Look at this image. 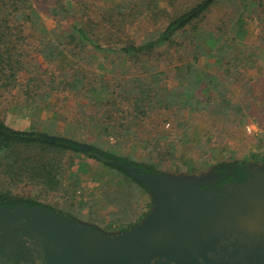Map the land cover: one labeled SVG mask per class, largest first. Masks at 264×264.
Masks as SVG:
<instances>
[{"label":"trees","instance_id":"obj_1","mask_svg":"<svg viewBox=\"0 0 264 264\" xmlns=\"http://www.w3.org/2000/svg\"><path fill=\"white\" fill-rule=\"evenodd\" d=\"M157 1L55 0L45 13L55 22L49 29L31 0H0V107L29 109L63 95L75 101L74 124L83 131L78 138L44 129L19 130L0 116V204L4 208L42 207L72 219L58 202H42L67 192L69 153L83 154L151 194L116 163L160 174L165 163L175 158L178 146L194 144L189 133L204 122L202 141L195 144L202 147L200 143L208 139L204 141L215 153L238 137L254 117L257 87L241 70L240 57L250 48L244 42L248 31L237 16H257L264 31V0H200L173 12L160 9ZM218 3L228 5L232 17L220 24L206 23ZM144 14L161 18L162 23L152 36L138 42L129 28ZM258 51L264 56V37ZM66 57L70 65L62 68L57 62ZM202 58L213 60V72L199 64ZM158 116L166 118L164 123H170L172 116L180 132L140 128L141 122ZM133 145L140 147L138 156L123 152L122 148ZM251 156L249 161L234 163L231 171L237 183L251 176L247 167L254 168L252 161L258 158ZM258 163L264 166V154ZM80 204L84 209L82 199Z\"/></svg>","mask_w":264,"mask_h":264},{"label":"water","instance_id":"obj_2","mask_svg":"<svg viewBox=\"0 0 264 264\" xmlns=\"http://www.w3.org/2000/svg\"><path fill=\"white\" fill-rule=\"evenodd\" d=\"M153 194L152 213L134 228L105 235L90 225L42 207L0 204V227H13L58 264H262L264 167L249 168L244 182L202 189L199 179L152 174L116 163ZM227 254L223 255L224 249ZM240 250L245 251L242 257ZM49 256V254H47ZM164 260V262H162Z\"/></svg>","mask_w":264,"mask_h":264},{"label":"rangeland","instance_id":"obj_3","mask_svg":"<svg viewBox=\"0 0 264 264\" xmlns=\"http://www.w3.org/2000/svg\"><path fill=\"white\" fill-rule=\"evenodd\" d=\"M55 0H31L34 7L41 16V23L45 27L52 29L55 22L45 16L46 9L54 4ZM98 2L100 0H68ZM200 0H158L157 4L160 9L173 12L184 7L192 6ZM228 5L218 3L214 6L206 18V23L220 24L226 18L232 17V12L228 13ZM255 15L240 14L239 20H243L248 35L244 40L249 44V49L241 53V60L249 67L245 72L246 78L252 79L255 90L254 107L256 112L254 117L249 118L242 127V132L238 137L230 139L228 143L213 150L207 145L208 139L203 140L202 147L195 143L202 141L203 129L206 123L194 129L189 134L194 144L188 148L178 146L175 151V158L165 163L162 173L171 177L203 179L208 173L215 171L219 167L228 168L234 166L235 162L249 161L251 155L257 154L255 161H252L255 167H264L258 163L264 154V56H260L258 51V42L264 37V31ZM162 19H152L149 14L138 17L129 28L131 35L138 42L144 41L155 33V30ZM157 22V23H156ZM262 35L263 37H260ZM250 61V62H249ZM35 64L41 69L45 68L41 60L34 59ZM242 62V63H243ZM248 62V64H246ZM250 63V64H249ZM57 64L64 68L70 65L68 57L61 59ZM209 71H214L213 60L202 58L199 63ZM246 69V68H245ZM24 77L26 74L22 73ZM23 80V77L20 78ZM239 94V93H238ZM78 109L75 101L65 98L63 95L53 96L45 103L39 106L21 110L10 106L0 107V116L5 122L19 130L34 128L36 130H46L50 134L57 136L71 135L80 138L81 127L74 124V118ZM164 116L153 117L148 122L140 123L141 127H153L156 131L165 130L166 133L180 132L174 126V118L170 117V123H164ZM251 124L255 127V132L247 133L245 126ZM85 138H89L88 133L84 130ZM214 137V136H213ZM209 138L213 141L214 138ZM140 148V147H139ZM137 145L122 148L123 152L133 153L138 156L140 151ZM231 152L233 153L231 155ZM125 182L119 176H114L105 167L94 161L84 159L83 154L69 153L65 157V180L64 188L66 193L54 194L46 197L44 203H56L64 207V213L73 216V220L97 228L105 235H116L122 233L120 228L127 227L130 224L138 225L147 218L155 205L153 194L145 192L136 186L132 181ZM129 184V185H128ZM83 200L84 209H81L80 202ZM150 213V214H149ZM143 216V217H142ZM142 217V218H141ZM141 218V219H140ZM140 220L139 222L137 220ZM128 231V230H126ZM124 231V232H126Z\"/></svg>","mask_w":264,"mask_h":264},{"label":"flooded vegetation","instance_id":"obj_4","mask_svg":"<svg viewBox=\"0 0 264 264\" xmlns=\"http://www.w3.org/2000/svg\"><path fill=\"white\" fill-rule=\"evenodd\" d=\"M249 168L247 167V172H249ZM231 169L235 170V165L228 168L219 167L208 173L207 176L203 177L200 187L211 190L237 183L235 177L232 176ZM224 251L223 255L227 254L226 248ZM240 254L243 257L245 251L240 250ZM59 259V253L55 249L46 253L35 240L29 239L27 236H18L13 227H5L4 229L0 227V264H58ZM209 263L199 260L198 264ZM255 263L256 261L252 260V264ZM150 264H160V261L153 260Z\"/></svg>","mask_w":264,"mask_h":264},{"label":"built area","instance_id":"obj_5","mask_svg":"<svg viewBox=\"0 0 264 264\" xmlns=\"http://www.w3.org/2000/svg\"><path fill=\"white\" fill-rule=\"evenodd\" d=\"M245 129H246L247 133H249V134H252V133H254L256 131L255 127L253 125H251V124L246 125Z\"/></svg>","mask_w":264,"mask_h":264}]
</instances>
